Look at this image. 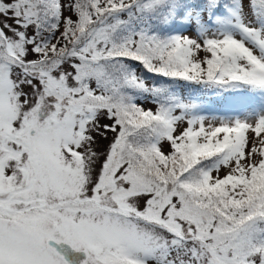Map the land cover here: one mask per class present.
I'll return each mask as SVG.
<instances>
[{
  "label": "snow or ice",
  "instance_id": "snow-or-ice-1",
  "mask_svg": "<svg viewBox=\"0 0 264 264\" xmlns=\"http://www.w3.org/2000/svg\"><path fill=\"white\" fill-rule=\"evenodd\" d=\"M179 83L264 93V0H0V264H264V99Z\"/></svg>",
  "mask_w": 264,
  "mask_h": 264
},
{
  "label": "rangeland",
  "instance_id": "rangeland-1",
  "mask_svg": "<svg viewBox=\"0 0 264 264\" xmlns=\"http://www.w3.org/2000/svg\"><path fill=\"white\" fill-rule=\"evenodd\" d=\"M203 55V53H201ZM144 75V74H143ZM147 79V76L144 75ZM153 76L151 75V79ZM181 85V83H179ZM196 96L190 97L189 91L183 86L182 92L180 93L185 98L198 101L204 108V111L208 113H217L223 114L226 111L240 114V111L244 108L251 107L253 105L259 104L262 99H264V93L260 91H254L249 88H245L243 90V94L236 95L232 97H228L226 99H218L216 95L203 94L199 97V95L207 90L203 89L201 86L196 90ZM179 93V92H178ZM199 97V99H197ZM144 107L146 108H154L155 105L151 103L149 100L144 101ZM167 149V145L164 146Z\"/></svg>",
  "mask_w": 264,
  "mask_h": 264
},
{
  "label": "trees",
  "instance_id": "trees-1",
  "mask_svg": "<svg viewBox=\"0 0 264 264\" xmlns=\"http://www.w3.org/2000/svg\"><path fill=\"white\" fill-rule=\"evenodd\" d=\"M144 75L147 76V80L150 81V82L156 79V77H154L153 75H152L153 78L151 79V74L144 73ZM183 86L189 91V96H190V97H195V96L197 95V94L195 93V92H196L195 90H196L198 87H200V86H198V85H192V84H188V83H181V85H180V84H176V85H174V88H175V90H176L177 92L181 93V92H182V87H183ZM243 90H244V89L240 90L242 94L244 93ZM203 94L214 95L211 91H205V92L201 93V94L199 95V97H200L201 95H203ZM239 95H241V94H239ZM199 97H198L197 99H199ZM216 97H217V96H216ZM195 101H196V100H195Z\"/></svg>",
  "mask_w": 264,
  "mask_h": 264
},
{
  "label": "flooded vegetation",
  "instance_id": "flooded-vegetation-1",
  "mask_svg": "<svg viewBox=\"0 0 264 264\" xmlns=\"http://www.w3.org/2000/svg\"><path fill=\"white\" fill-rule=\"evenodd\" d=\"M63 248L68 250V257L71 260H75V259L83 260L86 257V254L82 251L81 252H73L70 249V246L67 244H64Z\"/></svg>",
  "mask_w": 264,
  "mask_h": 264
}]
</instances>
